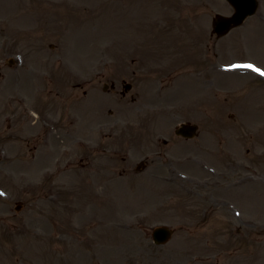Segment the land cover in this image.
I'll list each match as a JSON object with an SVG mask.
<instances>
[{"label": "rangeland", "instance_id": "obj_1", "mask_svg": "<svg viewBox=\"0 0 264 264\" xmlns=\"http://www.w3.org/2000/svg\"><path fill=\"white\" fill-rule=\"evenodd\" d=\"M216 12L232 8L0 0V264H264V230L248 231L251 246L236 242L240 225L219 210L207 170L235 147L264 142V84L220 70L238 58L264 63V36H248L247 23L213 42ZM96 63L106 73L123 68L142 91L137 102L133 87L123 109L108 113ZM105 121L112 132L95 127ZM182 121L199 125L196 138L174 135ZM256 129L250 144L235 141ZM146 157L142 171L127 169ZM158 224L175 230L163 245L150 237Z\"/></svg>", "mask_w": 264, "mask_h": 264}, {"label": "flooded vegetation", "instance_id": "obj_2", "mask_svg": "<svg viewBox=\"0 0 264 264\" xmlns=\"http://www.w3.org/2000/svg\"><path fill=\"white\" fill-rule=\"evenodd\" d=\"M254 22L262 26L264 11L257 13ZM108 79L111 92H115L114 94L120 97L123 96L121 91L123 79L117 76H111ZM115 100L121 102L122 98L118 97ZM252 137L253 132L246 131L240 135L235 134V141H243L245 138L248 141L247 143L243 141L244 144H250ZM219 148L221 149V146ZM214 175L217 190L214 199L219 210L231 223L240 224L239 231L235 234L236 242H245L244 244L251 246L254 238L252 233L248 232V228H253L256 223L264 219V142L259 143L257 148L253 144L250 147L246 145L244 152H242V147H235V151L230 153L229 158L219 159ZM241 197L243 202L247 200L249 203L246 206V213L249 216L247 214L235 215V209L245 207ZM254 201L258 204L256 211L253 210ZM259 208H262V212H259ZM254 214L257 215L254 216Z\"/></svg>", "mask_w": 264, "mask_h": 264}, {"label": "water", "instance_id": "obj_3", "mask_svg": "<svg viewBox=\"0 0 264 264\" xmlns=\"http://www.w3.org/2000/svg\"><path fill=\"white\" fill-rule=\"evenodd\" d=\"M234 7L235 12L230 18H225L217 15L216 19H223V30L220 34H224L231 26L237 25L241 20L249 13H252L255 8L254 0H228ZM195 126H184L183 124L177 130V133H181L186 136H192L195 132ZM171 234V230L165 226H159L153 229L152 237L155 243L160 244L165 242Z\"/></svg>", "mask_w": 264, "mask_h": 264}, {"label": "snow or ice", "instance_id": "obj_4", "mask_svg": "<svg viewBox=\"0 0 264 264\" xmlns=\"http://www.w3.org/2000/svg\"><path fill=\"white\" fill-rule=\"evenodd\" d=\"M237 67H245L251 68L253 71L259 72L261 75H264V72H261L260 69L256 68L255 66L248 64V65H238Z\"/></svg>", "mask_w": 264, "mask_h": 264}]
</instances>
